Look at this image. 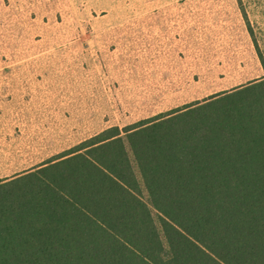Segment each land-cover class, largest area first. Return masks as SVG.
Returning <instances> with one entry per match:
<instances>
[{
    "label": "trees",
    "instance_id": "16d2710c",
    "mask_svg": "<svg viewBox=\"0 0 264 264\" xmlns=\"http://www.w3.org/2000/svg\"><path fill=\"white\" fill-rule=\"evenodd\" d=\"M0 264H264V78L0 181Z\"/></svg>",
    "mask_w": 264,
    "mask_h": 264
},
{
    "label": "rangeland",
    "instance_id": "374dc122",
    "mask_svg": "<svg viewBox=\"0 0 264 264\" xmlns=\"http://www.w3.org/2000/svg\"><path fill=\"white\" fill-rule=\"evenodd\" d=\"M260 57L264 0H0V181L260 80Z\"/></svg>",
    "mask_w": 264,
    "mask_h": 264
},
{
    "label": "crops",
    "instance_id": "0c3cea01",
    "mask_svg": "<svg viewBox=\"0 0 264 264\" xmlns=\"http://www.w3.org/2000/svg\"><path fill=\"white\" fill-rule=\"evenodd\" d=\"M244 16V15H243ZM244 19H245V17H244ZM245 21H246V19H245ZM249 21V20H248ZM247 22V21H246Z\"/></svg>",
    "mask_w": 264,
    "mask_h": 264
}]
</instances>
